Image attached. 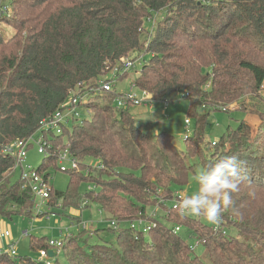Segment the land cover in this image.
<instances>
[{
	"label": "trees",
	"instance_id": "obj_1",
	"mask_svg": "<svg viewBox=\"0 0 264 264\" xmlns=\"http://www.w3.org/2000/svg\"><path fill=\"white\" fill-rule=\"evenodd\" d=\"M2 8L10 14L0 12V218L33 209L22 183L9 181L14 162L8 145L34 135L71 91L95 89L120 59L145 52L133 82L155 102L188 95L192 133L182 148L164 131L150 137L114 107L115 93H103L88 104L89 118L52 136L51 150L66 148L78 162L67 172L66 192L52 189V207L59 201L62 211L97 204L118 223L111 227L114 238L100 243L88 241L92 234L75 241L84 230L65 236L58 249L64 259L54 256L52 264H264V130L253 132L239 120L212 141V150L205 141L212 112L233 105L254 111L246 100L259 98L264 83V0H0ZM152 17L157 26L150 38L144 25ZM102 96L108 103L98 101ZM225 157L242 161L245 179L222 213L221 231L166 205L162 216L148 218L147 210L171 201L173 189L197 169ZM86 159L102 168L87 167ZM49 167L57 170L53 155L36 171L49 176ZM81 183L95 189L80 195ZM142 217L155 223L146 235L126 227ZM46 242L32 237L30 249L38 254L48 249ZM68 243L75 245L72 253ZM0 264L41 263L2 253Z\"/></svg>",
	"mask_w": 264,
	"mask_h": 264
},
{
	"label": "rangeland",
	"instance_id": "obj_2",
	"mask_svg": "<svg viewBox=\"0 0 264 264\" xmlns=\"http://www.w3.org/2000/svg\"><path fill=\"white\" fill-rule=\"evenodd\" d=\"M8 15L10 14L9 10L7 9ZM157 18L152 17L149 23H146L144 25L145 29L147 30L148 36L152 38L154 35V29L157 26ZM3 26V25H2ZM3 29H6L8 32L10 31L7 27H2ZM145 30V31H146ZM144 54V55H143ZM146 53L143 52L140 56H145V59L148 57V55H145ZM140 71V67H136L134 70H131L130 72L126 73L127 75L124 76V78L117 80L116 84L114 85L113 92L114 93H120V92H126L128 90L129 84L134 81L136 76H138ZM123 76V75H122ZM264 87V83L262 84ZM138 88V87H137ZM139 89V88H138ZM140 90V89H139ZM259 98H247V103L250 105H253L254 111L247 110V111H237L238 108L234 105L231 106L229 109L225 112H212L210 116L207 119L206 129H205V141H216L220 135L226 130L228 126L234 128L237 124V121L244 120L248 125H250L251 130L255 132V128H262L264 130V88L262 93H257ZM188 95L187 97L185 94L183 96L178 97L173 103L170 102V105L166 110L163 109L162 105L159 102H156L152 110H147L144 108H136L141 109L145 114V117L142 118V120H137L135 123L136 127L143 131L146 135L153 137L156 136L158 132L164 131L166 133H169L173 136L176 145L179 148H182L184 139L187 137V133L184 129V121L187 119L190 122V131L192 133L194 121L192 118L187 117V110L189 106L188 101ZM103 103H108V99L104 96L100 97L98 100ZM110 103V102H109ZM113 104V103H112ZM111 105V103H110ZM156 108H162V111L164 113V116L160 115V110L156 112L155 117L156 120L163 121V126H161L162 129L159 128V126L153 124L152 122L155 119H151L150 116L155 112ZM232 109H235V112H231ZM133 110L130 109L128 112ZM91 114L92 110L90 109ZM204 112H209L208 110H205ZM203 112V113H204ZM83 116V114H82ZM129 116H133V111L130 112ZM83 119H87L85 117H82V119L78 120L81 121ZM153 120V121H152ZM152 121V122H151ZM191 135V134H190ZM34 139L38 137V133H35L33 135ZM203 141V142H205ZM214 147V143L210 146H207V149L212 150ZM57 149V148H56ZM55 158V157H54ZM44 157L43 155H40L37 153L36 148L32 147L27 152V164L30 169L36 170L41 163H43ZM46 161V160H45ZM84 164L87 165V167L94 168L96 165L91 159H86L84 161ZM69 167V165H67ZM49 174L50 178V185L52 186V189L57 192H66L67 185H68V179L69 175L67 172H60L58 170H55L54 168L49 167L46 171ZM201 172L200 169H197L195 171V175H191L188 179V182L185 186L178 188L175 187L173 191L175 193H182L185 197L190 196L198 191L199 185L196 180V176ZM19 171L18 170H11L9 173V181L10 183H14L19 180ZM88 185L85 183H81L78 186V194L82 195L87 191ZM61 204V203H60ZM170 202L166 203V206L170 207ZM155 208L151 207L147 211L152 212ZM52 213L54 215L52 216L51 213L41 216V217H35L34 212L32 214H25L21 213L20 215H13L11 218L3 217L0 218L2 221V227L9 229L12 240L14 243H16V256L17 259L22 258H31L32 260L39 261V256L36 252V250L30 249V242L32 237H44L48 241H63L64 236L66 234L59 235V230H64L67 228L69 230L68 234L73 235L77 234L81 229L77 227L76 219L80 220L82 223H85L87 225V231L83 234L78 235L77 238H75L77 241L82 236H86L87 234H92L94 237H90L88 241L92 243H100L103 241H108L109 239L114 238L113 230L110 226V221H108L107 215L100 210L99 206L97 204H89V206L83 210H76L73 208H67L64 211H61L59 209H52ZM27 215V216H26ZM157 217L162 216L163 213L161 210H157L156 213ZM186 216L190 218L196 219L197 216H193L191 214L185 213ZM200 221L204 224L210 225V223L201 216ZM73 224V227H71ZM110 228V229H108ZM26 231L28 233V236L31 237H22V233ZM191 243V241H189ZM75 245L73 243H68L66 246V252L72 253L73 247ZM201 247H196L195 254L197 256L201 255L202 253ZM5 253V251H3ZM64 259V253L63 251L58 252V260L62 262Z\"/></svg>",
	"mask_w": 264,
	"mask_h": 264
},
{
	"label": "built area",
	"instance_id": "obj_3",
	"mask_svg": "<svg viewBox=\"0 0 264 264\" xmlns=\"http://www.w3.org/2000/svg\"><path fill=\"white\" fill-rule=\"evenodd\" d=\"M2 14L7 13L6 8H2L0 11ZM144 56H138L133 60L120 59L119 63L107 72L104 78L99 81L98 86L90 91L81 90L80 88L71 91L67 100L60 105L59 109L50 116L49 118L42 121L37 129L38 137L34 139L33 135L26 140H17L8 145L6 152H8L13 158V170L19 171V180L22 183V188L27 190L33 199V209L35 217L45 216L52 213L51 205V193L52 186L50 185L49 176H45V173H38L34 169H30L27 164V152L32 147L36 148L38 154L43 157L53 155L55 157V167L60 172H70L78 169V162L70 155L69 151L64 149H52L51 150V138L54 135H61L64 128L70 126L74 121L82 119V117L89 118L91 116L90 108L88 104L91 103L95 96L103 93L113 94L114 85L116 84L119 77L134 70L136 67H140L143 64ZM263 85L259 87L258 93H262ZM187 97V95H185ZM163 109L166 110L170 105L168 99H164L159 102ZM156 102L153 100L150 93L144 90H139L135 83L132 81L126 92H120L114 94L113 105L117 110L129 111L130 109L144 108L152 110ZM83 114V116H82ZM184 129L187 136L191 134L189 120L184 121ZM69 165V167L67 166ZM96 167V168H95ZM95 169L102 167L95 166ZM88 170V169H87ZM87 175V171L85 172ZM95 187L88 184L87 191H93ZM185 196L182 193H174L173 198L169 201L171 210H180L179 201ZM161 206H155L152 212H148V218H156L157 210H160L162 206L166 205V201H160ZM55 209H61L60 201L55 204ZM185 214V213H184ZM146 217L129 220L126 222L128 227L133 233L147 234L152 227L155 226L153 221H150ZM118 223L111 220L110 226L115 227ZM213 232L221 231L219 225H213ZM73 227V224L72 226ZM81 230L87 231V225L79 222L77 224ZM181 226L175 225L173 232L175 234L180 233ZM69 230H59V235L63 233L67 235ZM22 237H28V233L24 231ZM65 237V236H64ZM48 249L39 251V262L41 264H52L54 256H58L59 248L61 247V241L50 240L46 242ZM191 249H195L198 245L196 239H191ZM16 243L13 242L9 229L2 227V221L0 220V254L5 251L4 254L15 257L16 256ZM49 251L52 252V258L49 257Z\"/></svg>",
	"mask_w": 264,
	"mask_h": 264
},
{
	"label": "clouds",
	"instance_id": "obj_4",
	"mask_svg": "<svg viewBox=\"0 0 264 264\" xmlns=\"http://www.w3.org/2000/svg\"><path fill=\"white\" fill-rule=\"evenodd\" d=\"M244 179L242 161L235 157L206 165L196 176L198 191L179 201L181 214L203 216L210 224L218 225L223 211L233 205L231 194L240 190Z\"/></svg>",
	"mask_w": 264,
	"mask_h": 264
},
{
	"label": "crops",
	"instance_id": "obj_5",
	"mask_svg": "<svg viewBox=\"0 0 264 264\" xmlns=\"http://www.w3.org/2000/svg\"><path fill=\"white\" fill-rule=\"evenodd\" d=\"M160 110V115H162V116H164V113H163V111H162V108H156L155 109V112L150 116V118L152 119H155L152 123L153 124H155V125H157V126H159V128L160 129H162L161 128V126H163V121L161 122V121H159V120H156V117H155V114H156V112H158ZM133 111V116H131V119L133 120V122H134V124H136L135 122L138 120H142V118L143 117H145V114H148V113H144L141 109H133V110H131L130 112H132ZM130 112H129V114H130ZM137 125V124H136Z\"/></svg>",
	"mask_w": 264,
	"mask_h": 264
},
{
	"label": "water",
	"instance_id": "obj_6",
	"mask_svg": "<svg viewBox=\"0 0 264 264\" xmlns=\"http://www.w3.org/2000/svg\"><path fill=\"white\" fill-rule=\"evenodd\" d=\"M48 255H49L50 258H52V256H53L51 251H49Z\"/></svg>",
	"mask_w": 264,
	"mask_h": 264
}]
</instances>
